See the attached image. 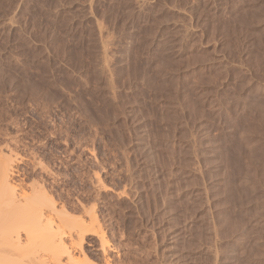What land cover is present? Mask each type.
<instances>
[{"label": "rangeland", "instance_id": "374dc122", "mask_svg": "<svg viewBox=\"0 0 264 264\" xmlns=\"http://www.w3.org/2000/svg\"><path fill=\"white\" fill-rule=\"evenodd\" d=\"M0 153L114 264H264V0H0Z\"/></svg>", "mask_w": 264, "mask_h": 264}, {"label": "bare ground", "instance_id": "6f19581e", "mask_svg": "<svg viewBox=\"0 0 264 264\" xmlns=\"http://www.w3.org/2000/svg\"><path fill=\"white\" fill-rule=\"evenodd\" d=\"M9 21L11 23L10 19ZM96 26L97 32L102 36L100 53L103 65L108 68L110 65L108 62V59H110L108 54L109 40L103 37V27L99 23ZM241 139L244 143L245 137L243 133H241ZM248 151L244 158H249L248 160H250L251 154L254 153H251L250 150ZM6 155L0 153V264H114L115 262L112 261L113 259L110 256V251L114 248L107 240L95 211L90 210L84 216H73L64 209L58 208L42 187L32 186L30 191H27V188H20L21 184L19 185L13 179V173L15 172L13 170L16 166L14 162H17L15 161L17 157L13 158V156ZM227 159L229 160V158ZM248 162L244 164V167L248 166ZM247 170L241 168L240 175L242 178L239 177L240 179L238 180H246V174L249 175V172H251H247ZM236 181L235 183H237ZM89 237H94L98 240L96 247L94 245L95 241L90 243V245L97 252L103 254L101 261H93L88 256V248L85 247V242ZM174 237L178 239V237ZM172 239H170L172 242L169 240L171 246L166 247V249L169 248L170 254L168 253V255L173 257L181 250L179 249V252H176L179 247L175 245ZM179 255L180 253L177 256ZM176 258L173 260H176Z\"/></svg>", "mask_w": 264, "mask_h": 264}]
</instances>
